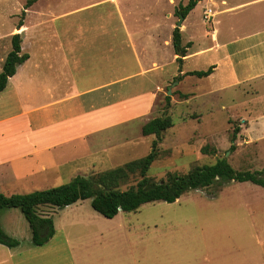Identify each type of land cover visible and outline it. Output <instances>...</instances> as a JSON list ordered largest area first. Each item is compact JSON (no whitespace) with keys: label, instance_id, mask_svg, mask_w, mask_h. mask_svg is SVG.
Wrapping results in <instances>:
<instances>
[{"label":"rangeland","instance_id":"obj_1","mask_svg":"<svg viewBox=\"0 0 264 264\" xmlns=\"http://www.w3.org/2000/svg\"><path fill=\"white\" fill-rule=\"evenodd\" d=\"M26 1L0 0V68L10 51L12 35L19 33L22 52L32 55L26 64L31 70L32 65H40V71L50 75L53 71L45 68L46 62L58 61L62 44L66 45L69 38L81 53L86 47L99 48L104 40L89 39L87 34L95 37L107 31L121 32L120 16L129 27L139 25L143 17H154L168 34L167 27L173 31L179 20V6H185L188 0H38L25 10L23 26L17 32ZM224 1L221 5V0H197L179 31L182 45L191 41L188 49L193 53L211 44L210 33L217 21L216 43L225 46L201 56H188L181 64L169 63V53L165 57V71L173 73V77L160 93L154 117L165 115L173 126L161 134L157 158L147 173L156 182L164 180L168 173L185 175L221 158L236 171H260L264 178V76H259L264 72V56L261 62L258 60L264 45L257 42L263 35L246 37L264 27L261 4L216 15V11L230 5L253 0ZM235 38L238 39L233 41ZM251 54L255 56L249 61ZM80 59L85 67L82 74L90 72L93 54L81 55ZM212 61H217V68L211 77L184 75V71L192 69L206 70ZM179 68L181 73H177ZM25 72L20 69L19 77ZM177 76L180 79L171 87L167 108L166 90ZM130 124L129 136L120 142L116 140L120 146L109 147L111 152L116 150L118 158L84 170V177L123 166L150 152L153 138L141 134V122ZM130 145L133 149H129ZM59 179L27 184L29 188L20 191L31 193L71 180L69 176ZM138 179L132 175L119 189L134 186ZM40 213L52 220L54 242L65 238L75 250L77 246L86 250V264H115L116 256L117 264H243L248 252L257 248L254 241L264 242V188L250 182H216L208 188L190 190L173 203H147L135 212L119 211L112 219L91 209L90 200L62 209L42 208ZM0 227L21 247L33 248L29 227L17 208L0 210Z\"/></svg>","mask_w":264,"mask_h":264},{"label":"crops","instance_id":"obj_2","mask_svg":"<svg viewBox=\"0 0 264 264\" xmlns=\"http://www.w3.org/2000/svg\"><path fill=\"white\" fill-rule=\"evenodd\" d=\"M257 2L261 4L259 12L264 22V0L230 5L215 13H233ZM224 3L221 0V5ZM120 22L122 31L119 33L107 31L95 37L87 34L89 39L104 40L99 48L86 47L81 53L79 48L71 45L69 38L66 45L62 44L58 61L52 57V62H46L45 68L53 71L50 75L42 73L40 65H32L34 70H31L26 63H30L32 55L26 53L28 60L16 68L15 75L9 78L5 90L0 93V193L25 194L20 190L29 188L27 184L50 183L60 180V176L73 179L83 176L84 170L104 166L118 158L116 150L111 152L109 147L129 136L127 128L132 121L141 122L143 127L155 118L160 93L173 77V73L165 71L168 61L165 57L169 53V63L176 62L177 58L172 47V28L168 26L166 34L165 27L154 17H143L134 27L127 26L121 16ZM217 23L215 21L210 33L211 44L193 53L187 49L183 62L188 56H201L226 45L216 43ZM258 34L263 35L257 40L258 45H264V27L246 37ZM188 43L192 45L191 41ZM89 44L92 43H86ZM261 48L260 62L264 46ZM86 54H93L94 63L89 67L90 72L82 74L85 67L80 64V56ZM254 56L251 54L247 59L250 61ZM215 62L212 61L209 67L214 66L216 70ZM128 67L131 69L127 70ZM20 69L26 71L21 77L18 75ZM118 70L122 72L115 73ZM190 71L200 70L184 73ZM177 73H181L180 68ZM259 76H264V72ZM177 79L180 77L177 76L175 83L173 81L168 87L166 96L171 94ZM12 80L14 84H11ZM144 137H152L150 143L155 138L153 135ZM129 147L133 149L134 146ZM53 238L54 235L44 245L33 246L31 250L21 247L18 240L19 244L12 248L0 244V264H86V250L78 246L75 250L65 238L59 242H54ZM254 246L257 248L248 252L243 264H264V242L254 241ZM115 259L117 264V256Z\"/></svg>","mask_w":264,"mask_h":264},{"label":"trees","instance_id":"obj_3","mask_svg":"<svg viewBox=\"0 0 264 264\" xmlns=\"http://www.w3.org/2000/svg\"><path fill=\"white\" fill-rule=\"evenodd\" d=\"M38 0H27L20 14L17 28L23 26L25 10ZM197 0H188L185 6H179L177 15L185 17L196 6ZM181 32L178 28L172 31V47L177 55L176 62L181 64L182 58L186 56L190 43L185 46L181 42ZM21 37L19 33L12 35L10 40V51L6 55L0 71V93L7 86L9 78L15 75L17 66L28 60L29 56L22 52ZM214 66L205 71L186 72L185 76L198 78L208 77ZM183 97V95H180ZM170 97H165L166 105L169 106ZM173 126L169 117H156L142 127V135H153L150 152L144 157L126 163L123 166L109 169L98 173L93 177L76 176L68 183L51 187L31 193H12L5 195L0 193V210L17 208L27 222L31 233V244L42 246L54 235L53 223L50 217L40 213L42 208L62 209L79 201L90 200V207L96 213L106 219L114 218L119 211L130 213L137 211L142 205L162 201L173 203L184 193L190 190L208 188L216 182H250L264 188L262 172L236 171L225 158L215 161L211 165L195 167L185 175L168 173L161 181H154L147 176L152 163L157 158V144L161 134ZM238 128L232 134L235 138ZM234 146H231L233 149ZM139 179L134 186L120 190L119 186L132 176ZM0 244L7 247H16L19 243L5 235L0 227Z\"/></svg>","mask_w":264,"mask_h":264},{"label":"water","instance_id":"obj_4","mask_svg":"<svg viewBox=\"0 0 264 264\" xmlns=\"http://www.w3.org/2000/svg\"><path fill=\"white\" fill-rule=\"evenodd\" d=\"M182 21H183V17H179V20H178V22H177V25H176V27L177 28H180L181 27V23H182ZM19 29H16V31H18ZM168 94H170V89L168 90Z\"/></svg>","mask_w":264,"mask_h":264}]
</instances>
